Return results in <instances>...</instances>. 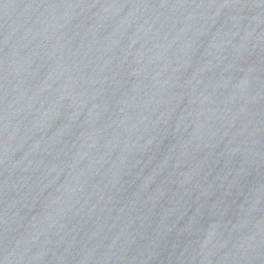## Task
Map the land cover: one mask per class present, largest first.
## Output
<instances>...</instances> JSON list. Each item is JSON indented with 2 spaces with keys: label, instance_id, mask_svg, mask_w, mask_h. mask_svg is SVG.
Returning a JSON list of instances; mask_svg holds the SVG:
<instances>
[{
  "label": "water",
  "instance_id": "95a60500",
  "mask_svg": "<svg viewBox=\"0 0 264 264\" xmlns=\"http://www.w3.org/2000/svg\"><path fill=\"white\" fill-rule=\"evenodd\" d=\"M0 264H264V0H0Z\"/></svg>",
  "mask_w": 264,
  "mask_h": 264
}]
</instances>
